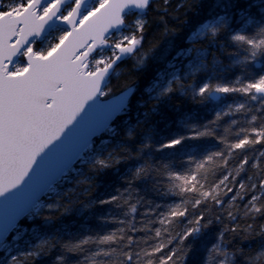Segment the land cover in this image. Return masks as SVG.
Masks as SVG:
<instances>
[{
	"label": "snow or ice",
	"instance_id": "1",
	"mask_svg": "<svg viewBox=\"0 0 264 264\" xmlns=\"http://www.w3.org/2000/svg\"><path fill=\"white\" fill-rule=\"evenodd\" d=\"M151 6L152 0H96L92 5L88 0H0V248L6 247V237L16 226L18 216L26 210V202L49 179L66 170L84 147L90 146L89 137L102 126L106 114L120 109L119 103L111 102L94 111L89 110L88 120L74 128L62 143L56 144L90 101L97 95H106L102 88L105 75L122 54L134 52L141 44L146 21L136 19L137 30L121 34L119 39L109 38L111 30L126 23V10H146ZM156 7L161 5L156 4ZM219 21H223V17ZM50 23H59L63 31L54 42L44 46L41 36ZM225 26L206 24L203 28L216 34ZM231 39L247 48L250 55L244 60H255L264 53V26L255 34L237 31ZM107 45H111V54L101 55ZM196 71L199 68L193 69ZM174 79L176 84L169 81L160 92L161 96L183 83L179 76ZM213 90L245 93L253 100L261 98L260 107L264 108V75L243 83L239 78L232 84L204 82L194 89L193 95L206 98ZM227 111L251 109L238 104L230 105ZM226 114L218 112L216 121ZM236 122L232 121L233 124ZM248 124V128L240 129L243 135L234 141L228 139V129L226 135L217 136L224 148L196 161L194 170L180 174L171 170L168 164L163 165V174L172 178L169 191L181 199L167 205V210L156 217L160 226L152 228L154 235L140 237L135 246L136 238L128 235L124 228L99 238L102 243L125 240L127 250L121 249L118 253L124 259L117 264H185L194 236L214 223L222 227L216 234L217 242L208 249L207 264H232L230 249L226 245L245 232L257 234L258 228L262 230L259 234L264 235V221L258 219L264 217V148L261 147L264 146V116L253 113ZM189 127L196 129L190 133L192 138L215 135L207 126L203 130L197 125ZM187 138L185 135L172 136L158 147L161 150L179 148ZM54 144L56 146L48 159L40 160ZM248 149L258 150L255 161H252ZM120 159L122 157L115 158L116 162ZM38 162L40 167L33 173ZM112 162L99 158L93 167L110 166ZM152 167L151 164L141 165L133 179L146 174ZM160 171L158 168L157 172ZM245 171L250 172L246 179L241 176ZM30 176L29 186L21 199L16 190ZM245 197L249 199L242 203ZM130 199L123 193L111 197L112 201L122 200L126 204ZM137 203L139 200L129 204L131 213L136 212ZM47 207L51 209L58 205L49 204ZM126 223L132 232L138 230L132 227V220ZM153 223L148 219L141 227L147 231ZM94 239L85 237L76 243L69 241L63 247L76 253ZM53 246L49 240H41L34 250L12 255L8 264H25L29 258L46 248L50 251ZM101 251L105 255L117 253L116 248ZM237 251L243 252L244 249L237 247ZM232 256L234 261L235 253ZM64 259L58 257L61 262ZM248 260L250 264H264V252L248 257ZM92 264L105 262L93 260Z\"/></svg>",
	"mask_w": 264,
	"mask_h": 264
},
{
	"label": "trees",
	"instance_id": "2",
	"mask_svg": "<svg viewBox=\"0 0 264 264\" xmlns=\"http://www.w3.org/2000/svg\"><path fill=\"white\" fill-rule=\"evenodd\" d=\"M227 5L221 2L220 6L216 8L219 12L220 7H226ZM208 4L203 5L198 13L191 15L190 24H195L201 20L204 15L207 14ZM236 8L245 7L243 3L235 5ZM173 8H184V5L174 4L173 0H162V6L157 8L156 4L152 1V6L147 10L146 14L143 16L145 23V31L143 32V43L140 51H137L135 55L142 54L141 65L136 67H143L145 63H148L146 69L143 70V76L139 81V87L135 90L132 95L129 105L123 113L119 114L110 127L100 136L96 137L92 143L89 150L85 152L84 155L97 150L102 144L105 145L104 149H101L99 158H104L105 156L113 153L122 151L127 145L125 143H133V148H138L140 146V140L142 139L139 129H143L149 132L152 139L145 141L148 144H152L155 136L157 135L156 129L163 128L164 123L167 121L171 122L170 128L166 129V133H176L174 136L185 135L188 138L181 144L184 145V151L181 153L171 154L170 158L161 157V153L164 150L159 149L158 145L152 152L141 153L140 156L131 159L120 160L115 167L106 166L108 170L98 174L95 180L96 188L93 193L94 200L92 203L85 205L83 212L77 214L74 210L63 214L62 220H57L52 224H44V220L50 218L52 211H44L40 214L38 218L31 221L24 217L19 225L25 224H37L40 227H46L49 232L48 239L58 238L62 243L60 245L54 244L52 249L46 253L41 252L37 255L34 264H66L70 261V264H92L93 260L104 261L105 264H117L121 259H124L118 253L121 249L127 250L125 247V240H121L120 243L115 241L109 243H102L100 237L104 235L111 234V232L124 228L128 235L135 237L133 246L139 242L140 237L154 235L152 228L159 227V221L156 217L167 210V205L179 202L181 199L176 195L175 192L169 191L168 185L172 182V178L164 175L163 165L168 164L169 168L177 173L184 174L189 169L195 168L196 161L202 160L210 152L220 151L224 148V144L221 140L217 139V136L226 135V129H228V139L234 141L238 139L243 133L240 132L242 128H248V121L251 119L253 113L257 116H264V108H261V100H253L249 94L233 92V93H223L220 99L221 102H201V101H191L184 97H177L173 101V106L168 107L161 105V115L153 114L149 123H155V128H149L148 124L135 125V101L140 98L138 94L142 95L143 86L149 81L153 76L154 71L158 67H163V60L171 58V56L176 52L177 49L187 48L188 45L184 40L187 28L181 30L179 33L173 35L171 32L168 33V38L170 43L164 42L163 39L158 40L155 45L149 50L147 46L148 39H151L156 33H164L168 29L174 27V16ZM234 10V9H233ZM133 14H127V22H130ZM150 26L146 29V25ZM237 17H233V27H239L236 24ZM258 26H253L242 30L248 34H255ZM235 33V32H234ZM232 33V35L234 34ZM223 45V50L220 48L212 49L211 51L215 54L221 51V57L225 60V57L229 55L238 54L237 46L235 42L229 37L227 40H221L217 42ZM134 55V56H135ZM150 56H155V59H150ZM129 66H134L132 64V58L121 62L117 65L114 73L111 75L105 88L107 91L106 96H110L118 93L122 88L116 87L117 82L123 78L124 73L127 71ZM119 71L117 74L116 72ZM224 82L225 84H232L240 79V82L251 80L256 76L264 75V64L257 68L255 62L250 60H244L239 64H228L226 70L224 71ZM239 86V85H237ZM190 92V90H189ZM146 96V95H145ZM158 103V102H152ZM238 104H244L246 108L251 109V111L243 112H231L227 111L229 106H235ZM179 105L180 111L175 110L176 106ZM213 105L214 107H211ZM225 113L222 115L221 119L216 121L217 113ZM237 121L235 124L232 121ZM210 121H215L214 124H210ZM125 122H132L137 130H128L125 132L126 124ZM258 123V122H254ZM190 125H197L199 130H203L205 126L212 128L215 135L203 136L192 138L190 133L196 129H192ZM132 133L130 136L129 133ZM124 142V143H123ZM165 142V141H164ZM117 145H120L117 147ZM103 146V145H102ZM264 148V146H261ZM151 148V146L149 147ZM184 152L188 154H184ZM251 153L252 161H255L258 155L257 149H248ZM192 159H189V158ZM96 159V160H97ZM80 158L78 162L82 161ZM96 160L87 161L83 165L76 163L74 168L82 167L84 170V178L87 177V173L91 167L90 162H96ZM143 164H151L154 167L150 168L146 174L141 175L137 179H133L134 173L138 167ZM161 169L157 172V169ZM73 171H69L67 176H71ZM250 174L249 171H245L241 174L242 178H247ZM85 183H93L91 180H84ZM123 193L124 197H131L128 203H123L120 201H112L111 197L120 196ZM249 197H245L242 203H246ZM136 212L131 213L129 211V204L136 203ZM101 201H107L106 203H101ZM79 206V205H77ZM159 206V207H157ZM242 206V205H241ZM155 209V211H149ZM148 219L154 221L151 227L145 231L141 227L143 223H146ZM264 221V217L258 218ZM132 220V227L137 228L136 232H132L127 227V221ZM250 222V221H249ZM219 223H214L210 225L207 229L202 230L201 233L194 236L193 240L190 242L192 244L191 251L187 257L185 264H207L208 261V249L211 248L212 244L217 242V233L221 229ZM15 232H12L7 240H10ZM85 237H95L96 239L90 241L87 245L82 246V250L76 253L71 252L69 255H64L66 251L63 249L62 245L71 241L76 243ZM147 243H152V241H147ZM239 244L241 248L248 249H258L264 247V237H252L249 239L241 240L239 236H236L230 247H234ZM143 246V245H141ZM109 248H116L117 253L108 252L107 255L101 251L104 249L107 251ZM94 253H99V255H93ZM63 256L65 259L63 262L58 260V257ZM243 257H236L239 261Z\"/></svg>",
	"mask_w": 264,
	"mask_h": 264
},
{
	"label": "clouds",
	"instance_id": "3",
	"mask_svg": "<svg viewBox=\"0 0 264 264\" xmlns=\"http://www.w3.org/2000/svg\"><path fill=\"white\" fill-rule=\"evenodd\" d=\"M222 0H173L174 4H183L184 8H173V16H174V27L168 29L164 33H156L152 36L151 39H148L147 46L149 50L155 45V43L163 39L164 42L170 43L168 38V33L171 32L173 35L179 33L181 30L187 28L186 35L184 36V40L187 43L188 47L184 49H177L176 52L171 56V58L163 60V67H158L155 69L153 76L149 79V81L143 86L142 95L135 101V125L148 124L149 128H155L156 124H159L160 121H156L154 124L149 123L153 114L161 115L160 111L161 105H165L168 107L173 106V101L177 97H184L191 101H201L204 103L210 102L215 93L208 95L206 98L200 97L199 95H193L194 89L198 88L201 84L204 83L203 80H194L193 77V69L195 67L193 60L194 58H199L202 60H209V62L215 65L218 62V57L212 54V49L220 48L223 50V45L218 44V41L227 40L232 36V33L237 31H242L247 28H251L253 26H264V0H223V2L227 5L226 7H220L219 12L216 11V8L220 6ZM153 3L160 4L162 6V0H153ZM243 3L245 7L236 8L235 5ZM208 4L207 14L199 20V22L195 24H190L191 15L194 13H198V10L203 7V5ZM234 9V10H233ZM237 17L236 24L239 27H233V17ZM223 17V21H219V18ZM251 19V23L248 21ZM146 25V29L150 26ZM206 24H216L218 27L221 24L226 25L222 27L221 30L213 34L210 31H206L203 26ZM203 32V35L201 34ZM143 47V46H142ZM140 51V49H138ZM181 57H184L182 61V65L178 66L174 61L179 60ZM210 58V59H209ZM150 59H155V56H150ZM148 63L146 62L143 67L129 66L127 71L124 73L123 78L117 82L116 87L122 88V95L131 96V94L139 87V81L143 76V70L146 69ZM181 67L184 69L181 72ZM165 69H169L170 71H165ZM171 77L169 80L167 77ZM179 76L180 80L183 82L181 85H177L176 88L168 93L166 96H161L156 93V88L159 87L157 85V81L163 80L164 87H167L168 82L172 81L175 85V77ZM190 90V92H189ZM146 93L147 95H143ZM158 102V103H152ZM175 110L177 112L180 111L179 105L176 106ZM126 128L125 132L128 130H137L135 125L132 122H125ZM171 125L170 121L164 123L163 128H157V135L155 136L153 143L151 144V148H143L141 149V145L148 144L145 141L152 139L149 135V132L143 129H139V133L142 137L140 140V146L138 148H133V143H125L127 146L120 152H113L104 158L112 160V167H115L120 160L127 161L128 159L138 157L135 153H144V152H152L155 150L157 144L163 143L166 139L176 135V133H166L165 130L169 129ZM124 143V142H123ZM120 145H117L119 147ZM185 146L180 145L179 148L166 149L160 155L163 158H170L171 154L181 153L184 151ZM184 154H188L184 152ZM140 156V155H139ZM116 157H122L118 162H116ZM141 165H144L143 162L138 161ZM95 163L90 162V169L87 173V180L93 181V183H85L83 181H77L70 189L69 195L64 196L61 200L52 203L53 205H58V207L51 208L52 214L50 218L45 219V224H52L57 220H62L63 214L72 211L79 205V210H83L85 205L88 203H92L94 200L93 193L96 188V184L94 183L98 174H101L108 169L105 167L95 166ZM67 208V210H65ZM261 229H257V234L249 235L247 232L240 235L241 240L249 239L252 237H264V235H260L259 232ZM247 237V238H244ZM51 242L52 245L57 244L60 245L62 242L58 238H50L47 239ZM232 241L226 245L228 249H230L229 259L232 264H250L248 257H256L258 254L264 252V247L258 249H252L249 247L248 249H244L243 252L237 251V247L241 248L239 244H236L234 247H230L229 245ZM38 244H34L32 246V250L36 248ZM64 245V244H63ZM62 245V247H63ZM52 249V247H51ZM50 249V250H51ZM63 249H65L63 247ZM243 249V248H241ZM31 250V251H32ZM64 252V255H69L67 249ZM49 250L46 248L44 253ZM41 253V252H40ZM235 253V258L233 261L232 254ZM12 255H9L7 259H0V264H8V260ZM243 257V259L237 261L236 257ZM37 256L29 258V260L25 261V264H34ZM66 264H70L66 262Z\"/></svg>",
	"mask_w": 264,
	"mask_h": 264
},
{
	"label": "rangeland",
	"instance_id": "4",
	"mask_svg": "<svg viewBox=\"0 0 264 264\" xmlns=\"http://www.w3.org/2000/svg\"><path fill=\"white\" fill-rule=\"evenodd\" d=\"M96 0H93L90 5L94 4ZM133 14L130 22L126 21V26L123 30L117 31L115 33H112L109 35L110 39H119L121 34H128L130 32L136 31V19H144L142 15L138 13H130ZM258 29V27H257ZM63 31L62 26H56L52 32L47 35L44 39L41 40V43L44 46H47L48 44H51L54 42L58 36V34ZM235 46H237L238 54L234 55H227L225 57V60L222 59L221 57V51L215 54V52L212 54L216 55L218 57V62L213 65L209 62V60H202L199 58H194L193 63L195 65L194 68H199V71H196L193 73L192 79L194 80H203L204 82L212 81H220L224 82V71L226 70L228 64L234 65V64H239L240 62L243 61V58L245 56H249L250 53L247 51V48L244 46H240L235 42ZM111 54V47L108 49L103 48L101 55H110ZM264 53L258 55L255 60H250L251 62H254L256 60H262ZM132 58V64L134 66H139L141 65V60L142 54L140 55H133L132 57H129V59ZM210 59V58H209ZM128 60V59H127ZM184 60V57H181L179 60L174 61L178 66L182 65V61ZM181 72L184 71V69L181 67ZM165 71H170L169 69H165ZM119 71L116 72V74ZM114 73V72H113ZM169 80L171 77H167ZM159 87L156 88V93L160 95V92L162 91L164 87V81L159 80L156 82ZM202 85V84H201ZM200 85V86H201ZM104 89V88H103ZM106 91V89H104ZM122 91V90H121ZM135 93V91H134ZM133 93V94H134ZM107 94V91H106ZM223 94V93H222ZM141 96V94H138ZM143 95H147L146 93H143ZM167 95V94H166ZM163 95V96H166ZM108 96L104 95L101 96V98H106ZM256 100H261V98H258ZM210 102H213L212 100ZM221 102V101H219ZM211 107H214L211 105ZM127 108L124 109L126 111ZM108 129V128H107ZM106 129V130H107ZM103 145V146H102ZM97 150H93L92 152H89L86 155H82V161L78 162L81 165L86 163L87 161H92L96 160L99 155L101 149H104L105 145L102 144ZM73 171L71 176H67L69 174V171ZM62 178L58 183H56L54 186H52L48 192L47 195L44 196L43 199H41L29 212V216H27V219L29 221L38 218L40 214L44 211H53L52 209H49L47 206L49 204H52L56 201L61 200L64 196L69 195V189L77 182V181H83L86 179V176L84 178V170L82 167L79 168H71ZM77 214H81L83 210H79V206H77L75 209H73ZM71 212V211H70ZM68 213V212H67ZM45 224V223H44ZM15 234L12 236L10 240H6V247L5 248H0V259H7L9 258V255H18L21 252H28L32 250V246L34 244H39L41 240H47L49 232L47 231L46 227H40L37 224H25V225H17L16 228L13 230ZM8 249H11L9 252Z\"/></svg>",
	"mask_w": 264,
	"mask_h": 264
},
{
	"label": "water",
	"instance_id": "5",
	"mask_svg": "<svg viewBox=\"0 0 264 264\" xmlns=\"http://www.w3.org/2000/svg\"><path fill=\"white\" fill-rule=\"evenodd\" d=\"M93 0H88L89 4L92 2ZM153 1V0H152ZM148 9L146 10H139V9H134V8H130L128 10L125 11L124 14H127L129 12H135V13H138V14H141V15H145L146 12H147ZM56 26H62L60 25L59 23H50L48 26H46V29L45 31L43 32L42 36H41V40L46 36L48 35L53 28H55ZM126 26V23L116 29H113L111 30V32L109 33L112 34V33H115L117 31H121L125 28ZM142 43H143V36H142V40H141V44L136 48V50L132 53H125V54H122L120 56V58L113 64L112 68L108 71V73L105 75V78H104V81H103V85H102V88H104V86L106 85V83L108 82L111 74L114 72L116 66L128 59L129 57H131L138 49H140L142 47ZM111 45H107V46H104L105 49H108L110 48ZM122 93V91L114 94V95H111L109 97H106V98H101L100 95H97V97H95L93 99V101H90L89 102V105L87 106V108L85 109V111L81 114L80 117L77 118V121L74 122V125L73 126H70V128L68 130H66L64 136L61 138L60 141H57L56 144H60L63 142L64 139H66L69 134L73 131L74 128H78L82 122H86L89 118V110H95L98 106L100 105H105V104H109L111 102H114V103H119L121 106H120V109L118 111H115V112H112V113H108L105 115V118H104V122L102 124L101 127H99L98 130L94 131L90 137H89V144L91 145L94 138L101 135L102 133H104L106 131V129L110 126V124L114 121V119L120 114L123 112V110L128 106L129 104V101H130V98L131 96L133 95V93L131 94V96H126V95H122L120 94ZM212 93H215V96L214 98L212 99L213 101H218L221 97V93L219 92H216L215 90L211 92ZM210 94V95H211ZM56 144H54L53 146L50 147L49 150H47L45 152V154H43L40 158V160L42 161H46L49 157V154L54 150ZM90 146H86L82 149V151L80 152L79 155H77L75 157V159L72 161V163L70 164V166H68L66 168V170L60 172L58 175L52 177L51 179H49L44 185L43 187L39 190V192H37L34 196H32L31 199H29L26 204H25V211H23L22 214H20L18 216V219L16 220V226L22 221V219L33 209V207L41 200L44 198V196H46L48 190L53 186L55 185L60 179L61 177L66 174L70 169L71 167L74 165V163L81 157V155L89 148ZM40 167V163L38 162L36 168H34L33 170V173L36 172V170ZM30 180H31V176L25 180L24 184L22 186H20V188H18L16 190L17 193L20 194V197L21 199H23V195L25 193V191L27 190L28 186H29V183H30ZM16 226L12 229L11 232H9L8 236L10 235V233L13 232V230L16 228ZM8 236L6 237V239L8 238Z\"/></svg>",
	"mask_w": 264,
	"mask_h": 264
},
{
	"label": "flooded vegetation",
	"instance_id": "6",
	"mask_svg": "<svg viewBox=\"0 0 264 264\" xmlns=\"http://www.w3.org/2000/svg\"><path fill=\"white\" fill-rule=\"evenodd\" d=\"M262 58H263L262 60H256V61H254L255 62V66L257 68L261 67V65L264 64V55H263Z\"/></svg>",
	"mask_w": 264,
	"mask_h": 264
}]
</instances>
